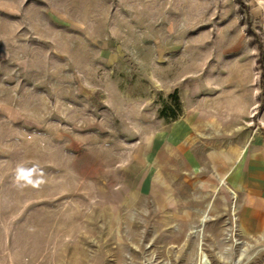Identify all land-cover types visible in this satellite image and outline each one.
I'll use <instances>...</instances> for the list:
<instances>
[{"label": "rangeland", "instance_id": "rangeland-1", "mask_svg": "<svg viewBox=\"0 0 264 264\" xmlns=\"http://www.w3.org/2000/svg\"><path fill=\"white\" fill-rule=\"evenodd\" d=\"M201 252L264 264V0H0V264Z\"/></svg>", "mask_w": 264, "mask_h": 264}, {"label": "crops", "instance_id": "crops-1", "mask_svg": "<svg viewBox=\"0 0 264 264\" xmlns=\"http://www.w3.org/2000/svg\"><path fill=\"white\" fill-rule=\"evenodd\" d=\"M245 149H246V147L244 148V150L242 151V152H244L245 151ZM183 151L185 152L186 151V149H183ZM220 155V159L218 158V155H212V156H208V160H209V162H211L212 164H213V169H224V168H226L227 166H228V164H229V160H233V158L232 157H226V156H222L221 154H219ZM234 155V154H233ZM242 156H243V154L241 153L240 155H238V158H237V160L235 161V164L233 165V166H231V168L228 170V172H226L225 174H224V176L221 178V180L225 177V175L227 174V173H229V175L232 173V171L234 170V168H235V165H236V163L238 162V161H240V159H242ZM217 159H219V162L218 161H216ZM228 175V176H229ZM227 176V177H228ZM226 177V178H227ZM225 178V179H226ZM220 180V181H221ZM216 190L215 191H217V187L215 188ZM251 204H249L248 205V210H250L251 208ZM208 208V207H207ZM210 209V207L208 208V209H206L207 210V217H208V210ZM205 212H204V214H205ZM203 214V215H204ZM203 217V216H202ZM202 219V218H201ZM207 220V219H206Z\"/></svg>", "mask_w": 264, "mask_h": 264}, {"label": "bare ground", "instance_id": "bare-ground-1", "mask_svg": "<svg viewBox=\"0 0 264 264\" xmlns=\"http://www.w3.org/2000/svg\"><path fill=\"white\" fill-rule=\"evenodd\" d=\"M204 220H205V216H204V218H203V220H202L203 223H204ZM201 260H203V263H204V264H209V263H208V260H207V258H206V256L204 255L203 252H201Z\"/></svg>", "mask_w": 264, "mask_h": 264}]
</instances>
